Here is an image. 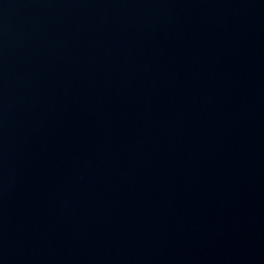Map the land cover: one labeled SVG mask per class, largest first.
<instances>
[{
	"label": "water",
	"instance_id": "water-1",
	"mask_svg": "<svg viewBox=\"0 0 264 264\" xmlns=\"http://www.w3.org/2000/svg\"><path fill=\"white\" fill-rule=\"evenodd\" d=\"M0 264H264V0H0Z\"/></svg>",
	"mask_w": 264,
	"mask_h": 264
}]
</instances>
